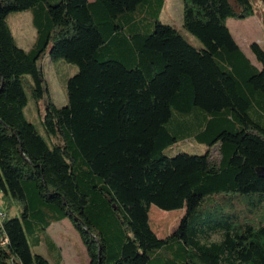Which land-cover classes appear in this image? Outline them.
I'll list each match as a JSON object with an SVG mask.
<instances>
[{
  "label": "trees",
  "instance_id": "obj_1",
  "mask_svg": "<svg viewBox=\"0 0 264 264\" xmlns=\"http://www.w3.org/2000/svg\"><path fill=\"white\" fill-rule=\"evenodd\" d=\"M166 1L0 0L1 206H21L0 224V264H51L28 234L39 246L66 219L89 264H149L175 246L169 264H264V48L251 44L254 65L228 26L255 6L182 0L198 48L161 20ZM26 11L30 50L9 23ZM48 55L78 68L64 107L50 93ZM29 92L48 140L25 116ZM186 141L207 150L175 151ZM152 206L185 211L172 235L155 233Z\"/></svg>",
  "mask_w": 264,
  "mask_h": 264
},
{
  "label": "rangeland",
  "instance_id": "obj_2",
  "mask_svg": "<svg viewBox=\"0 0 264 264\" xmlns=\"http://www.w3.org/2000/svg\"><path fill=\"white\" fill-rule=\"evenodd\" d=\"M58 0H49L51 4L57 2ZM255 6L256 14L247 19H237L230 18L228 20V26L233 32L236 40L241 46L242 50L250 58L251 62L260 67L256 60V57L252 53L249 46L253 42H258L264 48V2L262 0H251ZM27 19V27L31 30L28 38V42L24 45V48H29L33 42L36 40V30L32 25L31 13H13L11 14L9 21L14 30H16L14 21ZM144 23H153L154 11L151 8L149 11L143 14ZM24 19V20H25ZM161 20L164 23L175 26L181 31L183 36L195 47H202L201 42L187 30L183 28V1L182 0H167L165 7L161 14ZM18 23V21L16 22ZM26 24V20H25ZM43 66L46 73L49 89L51 96L59 107H64L68 104L67 95V81L72 77L78 70L77 66L70 65L63 60L54 61L48 55L43 60ZM72 67V68H71ZM73 69V70H72ZM30 102L28 106L24 109L25 116L27 120L32 122L38 132L48 140V136L44 131L41 120L42 116L38 113L37 103L31 98V93L29 92ZM46 99L40 102L42 110ZM43 113V112H42ZM207 147L200 145L195 141H186L177 145L175 151H184L191 154H204ZM218 147H215L212 151V160L217 161L219 159ZM1 193H0V211L5 214L8 213L9 217L19 216L21 211V206L16 202H9L11 204V209L8 207V200L5 199V204L1 206ZM184 210L176 211H164L156 206H152L150 210L151 225L155 233L160 238H166L172 235L175 230L179 227L180 222L184 216ZM52 238L63 251V263L62 264H87V250L83 244L79 233L73 228L70 220H65L63 222H56L51 225V227L42 234V244L40 246H34L35 236L28 234L29 241L33 246V251L36 254L45 256L51 264H58V252L50 245V239ZM220 236L213 235L211 240L217 241ZM178 247L175 246L174 249H170L167 253L156 252L152 253L151 261L149 264H169L170 262H176L178 256L176 252Z\"/></svg>",
  "mask_w": 264,
  "mask_h": 264
},
{
  "label": "crops",
  "instance_id": "obj_3",
  "mask_svg": "<svg viewBox=\"0 0 264 264\" xmlns=\"http://www.w3.org/2000/svg\"><path fill=\"white\" fill-rule=\"evenodd\" d=\"M90 2H93V1H95V0H89ZM22 13H31V16H32V25H33V17H34V14H33V12L32 11H26V12H22ZM25 19V18H24ZM23 18L21 19V20H15L14 21V25H15V28H16V30H14L13 28H12V26H11V24H10V26H11V28H12V30H13V33H14V36H15V38H16V40H17V43H18V45L20 46V47H22L23 49H25V50H30V49H32L33 48V46L35 45V42H36V40H35V42H33L32 44H31V46H29V48H24L23 46H21L22 44L24 45L25 43H27L28 42V38H29V34H30V32H31V30L30 29H28V27H27V19L28 18H26L25 20H26V24H25V20H24ZM18 21V23H16ZM9 23H10V21H9ZM34 26V25H33ZM35 28V27H34ZM36 30V29H35ZM36 39H37V31H36ZM250 47V46H249ZM250 59V58H249ZM255 65V64H254ZM257 66V65H256ZM72 68V67H71ZM73 70V69H72ZM67 220V219H66ZM63 221H65V220H63ZM63 221H61V222H63ZM72 224V223H71ZM73 226V225H72ZM51 227V226H50ZM49 227V228H50ZM48 228V229H49ZM73 228H74V226H73ZM75 229V228H74ZM51 240H52V247L53 248H57L58 250H60L61 251V247H59V245L51 238ZM43 243V242H42ZM40 246V245H39ZM61 262H60V264H62L63 263V251H61ZM60 258V257H59ZM87 259H88V261H87V264H89V257H88V253H87Z\"/></svg>",
  "mask_w": 264,
  "mask_h": 264
},
{
  "label": "built area",
  "instance_id": "obj_4",
  "mask_svg": "<svg viewBox=\"0 0 264 264\" xmlns=\"http://www.w3.org/2000/svg\"><path fill=\"white\" fill-rule=\"evenodd\" d=\"M5 216L6 214L3 211H0V224L2 223V220L4 219Z\"/></svg>",
  "mask_w": 264,
  "mask_h": 264
}]
</instances>
